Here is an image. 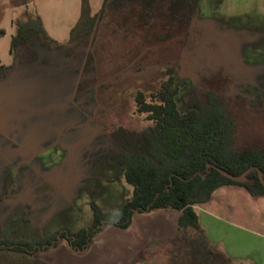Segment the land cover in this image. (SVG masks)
Instances as JSON below:
<instances>
[{
    "label": "rangeland",
    "instance_id": "1",
    "mask_svg": "<svg viewBox=\"0 0 264 264\" xmlns=\"http://www.w3.org/2000/svg\"><path fill=\"white\" fill-rule=\"evenodd\" d=\"M191 1L0 0V234L21 219L12 239H56L2 249L0 264L132 263L114 224L81 250L61 232L93 227L92 202L107 212L133 196L112 179L122 151L111 133L150 124L136 95L150 99L169 68L181 109L193 92L216 91L236 118V145L264 146V0ZM29 19L41 31L11 52ZM139 257L157 261L149 249Z\"/></svg>",
    "mask_w": 264,
    "mask_h": 264
},
{
    "label": "trees",
    "instance_id": "2",
    "mask_svg": "<svg viewBox=\"0 0 264 264\" xmlns=\"http://www.w3.org/2000/svg\"><path fill=\"white\" fill-rule=\"evenodd\" d=\"M198 0H192L195 8ZM42 29L40 19H29L19 24L18 36L13 38L11 52L20 42H26L31 33ZM170 76L160 89L147 99L143 92L136 95V111L150 122L141 130L118 126L111 137L122 156L111 164L115 174L112 179L124 178L134 190L133 196L122 201L117 209L103 211L92 202L93 227L77 233L61 232L73 247L86 249L101 225L114 224L127 229L136 213H151L159 209L181 211L179 217L181 241L180 254H173L174 264H233L231 257L218 250L208 240L195 206L207 202L222 185H239L252 195L264 194L257 169L247 174V180L237 181L222 172V168L238 175L252 166L264 174V146L236 145L238 125L225 100L216 91L203 95L193 92L187 109L177 101L179 87ZM6 66L0 65V76H5ZM13 222L0 234V250L33 251L47 249L55 237L36 245L27 240L12 239L17 225ZM10 236V238H9Z\"/></svg>",
    "mask_w": 264,
    "mask_h": 264
},
{
    "label": "crops",
    "instance_id": "3",
    "mask_svg": "<svg viewBox=\"0 0 264 264\" xmlns=\"http://www.w3.org/2000/svg\"><path fill=\"white\" fill-rule=\"evenodd\" d=\"M195 208L210 243L233 263L264 264V194L252 195L239 185H222ZM180 215L181 211L166 209L136 213L122 232L130 264H174L172 254H180L181 247V241L175 242L180 234ZM146 249L156 262L139 257Z\"/></svg>",
    "mask_w": 264,
    "mask_h": 264
},
{
    "label": "water",
    "instance_id": "4",
    "mask_svg": "<svg viewBox=\"0 0 264 264\" xmlns=\"http://www.w3.org/2000/svg\"><path fill=\"white\" fill-rule=\"evenodd\" d=\"M217 168H218L219 171L222 172L224 175H226V176H228V177H230V178H232V179H234V180H237V181H245V180H247V174H248L250 171H252L253 169H257V171H258V175H259V178H260L261 182H262L263 185H264V174H263V171H262L261 168H259V167H257V166H252V167H250L249 169H247L245 172H243L242 174H238V175L232 174V173H230V172H228V171H226V170H224V169H222V168H219V167H217ZM103 225H104V224H103Z\"/></svg>",
    "mask_w": 264,
    "mask_h": 264
}]
</instances>
